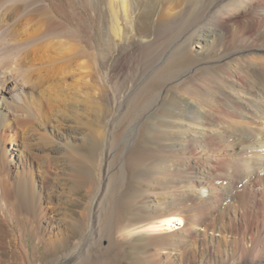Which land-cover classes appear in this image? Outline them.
<instances>
[{
  "label": "bare ground",
  "instance_id": "6f19581e",
  "mask_svg": "<svg viewBox=\"0 0 264 264\" xmlns=\"http://www.w3.org/2000/svg\"><path fill=\"white\" fill-rule=\"evenodd\" d=\"M86 63L120 123L137 114L108 130L122 129L129 169L151 181H118L109 204L113 134L87 141L105 149L95 193L80 219L63 213L66 226L39 152L74 151L62 138L77 136L47 129L46 111L58 99L85 109ZM27 232L55 253L40 264H122L136 238L147 264H264V0H0V257L11 243L15 255L0 264H37Z\"/></svg>",
  "mask_w": 264,
  "mask_h": 264
},
{
  "label": "rangeland",
  "instance_id": "374dc122",
  "mask_svg": "<svg viewBox=\"0 0 264 264\" xmlns=\"http://www.w3.org/2000/svg\"><path fill=\"white\" fill-rule=\"evenodd\" d=\"M97 26H101V22H98L96 24V28H98ZM97 32H98V30H97ZM150 64L151 63H149V65H148L146 63V61L137 62V63H135L136 66L135 67L133 66L131 68V71H133V74H138V79H140V78L143 79L144 76H142L143 75L142 73H144V70L147 66H148V68L150 67ZM92 65L93 64H91V63H86V69H87L86 70V77H88V81H89L88 86H90V88L86 87V99H85L86 107H85V109L82 111H76L75 109L67 108L64 103L60 102L62 99H58L57 100L58 102L55 103V105H56L55 110L54 111L53 110L52 111H50V110L46 111L47 119L45 120L46 121L45 124H46L47 129L52 128V129H55L56 131H59L60 133H62L64 135L75 134L77 136L76 139H73L70 137L66 138V136H64V140L62 138L63 142L72 144L73 146L75 145L73 147L74 151H71L69 153V155L63 154L62 151L52 152L49 149H45L41 153L39 152V156L41 159L39 160L38 164L41 163V164L47 165L48 163H50L48 165H50L49 167L53 171L51 173V175L54 178L53 179L54 185H57V187H60V192L63 193L61 201L64 203L61 204L60 206H54L53 210L56 211L60 215L59 218L62 221H64L66 226L69 224V222L71 220L69 221L68 218L66 220H64V217L62 216L63 213H66L67 215L68 214L71 215L74 219H80L81 213L86 212V207H87V204L89 203L88 201L90 200L89 197H92L94 195L93 193H95L94 187L92 189H90L91 188L90 186H91V183H93L95 181L94 180L95 174H97L98 168H101L100 159H102V153H103V151H105V149L109 150V148H110L109 151H111L112 155H114V156L110 157L108 160L105 159V161L102 162V168H104V169L107 168L110 172V178H112V179H110V180H112L111 186H110V190H111L110 197H112V198L107 201L109 204L112 202V199H115L118 196V192H117L118 187H119V185H117L118 181H119V183H122L124 180L123 183L125 185H126L125 182L130 181V183L135 185L138 182H141L142 180L145 181L146 185H149L150 181H151V179H149L150 177H148L147 175H145L143 177L139 176V173H140L139 171H142L144 168L129 169V166H130L129 164L132 162V160H133L132 158H134V154H135L134 151H136V149L131 148V149H129V151H127L126 155L122 156V153H121L122 147H121L120 143L118 142V137L121 134L118 132H120L122 129H120L117 133H115V132L112 133L110 130H108L109 129L108 123L109 124L115 123V124H118V126H121V128H123V125L126 122V120L136 117L135 115H137V114H135V112H129L124 123L123 124L120 123V116H118L114 110H111L106 105V103L103 100V97L101 96L100 88L97 84V78H96V76L100 73L99 66H95V65L92 66ZM127 67L129 68V65H127ZM135 70H137V71H135ZM142 84L143 83H141L139 85L141 86ZM96 86L98 88H95ZM140 86H139V88H140ZM136 91H137V89H136ZM87 93H89V94H87ZM38 98L40 99L41 97L38 96ZM63 99L65 100L66 98H63ZM254 103H256V105H260V103L258 101H255ZM99 105H102V106L99 107ZM103 105H105V106H103ZM141 106H142V103H141ZM59 108L62 110H60ZM139 109H140V107H139ZM56 110L58 112H55ZM53 112H55L56 114L55 113L53 114ZM138 112H139V110H138ZM109 113H110V115H109ZM105 114L107 117L105 116ZM103 115H104V117H103ZM90 120H91V122H90ZM145 129H143V131ZM93 132H95V133H93ZM98 133H100V134H98ZM144 133L146 135H151V137H155V135H156V132L149 130V129L147 131L145 130ZM91 134H92V136H91ZM112 134H113V136H112ZM106 135L112 136L113 144L111 141V143L108 146L106 145L107 147L105 149L103 147L101 148L100 145L98 144L97 146H99V148L96 146V149L94 151H92V147H91L90 143L87 141H92L94 143V142H96L95 140L97 139L95 137H97V136L105 137ZM53 137L57 138L58 136L53 135ZM79 139H80V141H79ZM10 142L12 143L13 146H8L7 148H10V149L15 148L17 143H15L14 140H10ZM92 142H91V144L93 145ZM114 142H115L116 146L114 145ZM40 143L41 142H39V145L44 147V145H42V144H44V142H42L41 144ZM150 147L155 148V149L156 148L162 149V145H152V146L148 145V148H150ZM85 150H86V152H85ZM94 154H96V155L94 156ZM118 154L120 155V157L122 159L118 156ZM42 155H43V157H42ZM46 157H47V160L45 163ZM122 161H125V162H122ZM129 161H131V162H129ZM69 165H70V167H69ZM74 166H76V167H74ZM121 166H122V168H121ZM76 169H78V170H76ZM123 169H124V171H123ZM61 171H63V172H61ZM122 172H123V174H122ZM144 173H146V171ZM120 174L123 176H120ZM126 175H127V177H125ZM115 179H117V180H115ZM83 181H84V184H83ZM196 191H197L198 195L201 196L202 198H206V196L208 195V189H201V187H198L196 189ZM45 194H46V192H44V194H43V199L45 197ZM65 197H66V199H65ZM46 206L48 207L49 210L52 211V209H51L52 207L50 208L49 204ZM64 208H66V209H64ZM165 208L170 209L169 206H166ZM228 219H229V217H223L222 218L223 223L228 221ZM43 220L44 219H41L38 221L39 223H37V225L39 227L43 226V224H44ZM4 227L8 231L10 230L7 225H4ZM17 229L19 230V228H17ZM27 233L24 236V238H25L24 242L26 245H28L27 247L29 248L30 257H31L32 261H36L37 264H40L43 261L48 260L49 258H52L53 255H55V253L52 254V252H51L52 248H50V245L47 242V238L44 237L41 234V232L37 238L34 237L32 234H30V232H27ZM6 238L7 237H5V235H4L3 239L6 240ZM74 241H75V239H73V242ZM134 242L136 244H138V248H137L138 250L134 249V247L126 248L125 249L126 251L124 250L122 253V254H124L122 264H147V260L145 258H143V256H142L143 253L145 252V250H144L145 247L142 246L143 239L136 238ZM12 249H13V247H12V243H11V245L9 247H7L8 252L4 251L2 258L0 257V262L7 263L10 261L12 263H15V257H14L15 255L10 251ZM60 253L62 254V252H60ZM60 253H57L56 255H60ZM13 259H14V261H13Z\"/></svg>",
  "mask_w": 264,
  "mask_h": 264
}]
</instances>
